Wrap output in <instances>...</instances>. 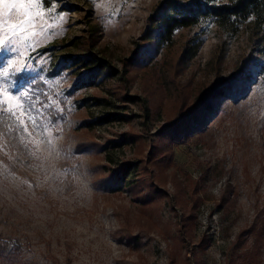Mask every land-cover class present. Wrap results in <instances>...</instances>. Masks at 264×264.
Listing matches in <instances>:
<instances>
[{
	"label": "rangeland",
	"instance_id": "1",
	"mask_svg": "<svg viewBox=\"0 0 264 264\" xmlns=\"http://www.w3.org/2000/svg\"><path fill=\"white\" fill-rule=\"evenodd\" d=\"M159 1L41 0L11 14L27 11L32 20L18 37L23 55L16 58L27 68L10 69L0 84L24 86L26 94L17 100L0 91V108L22 104L48 131L30 139L0 111L4 255L14 241L25 264H264V236L254 234L264 211V44L246 94L222 99L203 133L172 140L163 187L147 161L163 143L158 132L169 109L226 82L253 52L254 33L251 22L232 37L210 24L182 29L146 65H135L131 56L144 47ZM197 42L196 56L173 66ZM87 55L114 74L73 90L90 72L81 67ZM64 60L67 68L53 72ZM151 187L159 192L148 205ZM190 195L199 201L185 234L178 228ZM145 207L157 225L151 232L141 226Z\"/></svg>",
	"mask_w": 264,
	"mask_h": 264
},
{
	"label": "trees",
	"instance_id": "2",
	"mask_svg": "<svg viewBox=\"0 0 264 264\" xmlns=\"http://www.w3.org/2000/svg\"><path fill=\"white\" fill-rule=\"evenodd\" d=\"M148 22L151 28L144 34L145 45H142L144 47L141 49L138 48L136 54L131 56L130 62L132 61L135 65H139L140 61L146 65L158 52L172 45L175 34L182 29L210 24L222 29L229 37H232L245 23L251 22L254 33L253 52H249L243 57L239 68L226 82L218 85L215 89H206L192 101L187 97H181L169 109L164 125L158 132L163 143L161 147L148 153L147 161L149 167L156 166L159 169L157 171L158 184L164 187L167 182L166 170L173 164L171 163L172 140L184 141L194 133H203L207 128L206 122L216 113V108L221 101L230 97L234 102H237L255 82L257 74L262 68V64L258 62L261 54V49L258 51V46L264 44V0H160L154 7ZM199 48L200 43L197 42L187 49H183L180 58L173 66H182L194 58ZM103 61L102 58H91L87 55L81 67L90 72L79 78L78 82L74 84L73 90L83 85L93 86L97 80L113 76L114 72ZM66 68L64 60L53 68V72L57 73ZM105 68L106 71L103 72ZM223 106L225 107L226 104ZM84 146L81 145L80 150ZM128 173L129 171L125 169L118 176L122 179ZM158 192V189L151 187V193L145 196L146 202H149L148 205L154 203ZM190 196L192 204L189 207V213L182 218L178 228L185 234H189L194 227V210L199 201L198 197ZM152 209L157 210V203L153 205ZM149 210H146V207L142 209L144 215L142 221L147 220L141 226L151 232L157 228V225L148 219L146 214ZM254 230L253 228L251 233H254ZM246 232H250V230H246ZM254 234L256 241H261L264 236V211H262L261 227ZM6 242V239L0 237V249ZM9 244L8 254L4 255V250L0 251V264H3V261L8 264H25L18 258L17 246L14 241H9ZM196 263L201 264L198 261Z\"/></svg>",
	"mask_w": 264,
	"mask_h": 264
},
{
	"label": "snow or ice",
	"instance_id": "3",
	"mask_svg": "<svg viewBox=\"0 0 264 264\" xmlns=\"http://www.w3.org/2000/svg\"><path fill=\"white\" fill-rule=\"evenodd\" d=\"M39 2L41 0H0V5H9L7 12L0 11V20L3 21L0 24V32L5 33L4 38H0V77H3L4 80H8L13 75V72L9 71L10 69L14 70L17 74H21L26 70L27 65H19L16 58L17 55H23V53L18 52V48L21 45L18 37L20 31L25 30V24L32 25V20L27 11H23L22 15H17L15 18L11 14L14 11L20 12L28 4ZM43 2L46 3V0H43ZM0 91L7 93L9 98L17 100L26 94L24 86H21V89L18 91H13L11 88H4L0 84ZM17 109H19V112H17ZM0 111L9 113L30 139L37 130L42 134L48 131L47 128L39 123L35 116L29 115L28 110L22 104H17L13 108H0ZM29 125H31V128ZM49 143H51V140H49Z\"/></svg>",
	"mask_w": 264,
	"mask_h": 264
}]
</instances>
